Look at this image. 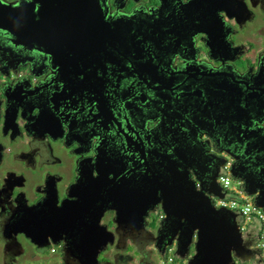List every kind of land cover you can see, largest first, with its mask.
<instances>
[{
  "label": "flooded vegetation",
  "instance_id": "obj_1",
  "mask_svg": "<svg viewBox=\"0 0 264 264\" xmlns=\"http://www.w3.org/2000/svg\"><path fill=\"white\" fill-rule=\"evenodd\" d=\"M2 1L9 4L18 0ZM97 1L100 19L112 26L113 32H116L117 20L132 21L134 17L159 20L158 43L150 37L129 35L128 39L134 35L136 47L131 42L120 41L118 44L127 54L126 57L121 56L124 59L116 60L114 57L103 63L77 65L74 69L70 66L72 69L67 73L72 75L52 74L51 60L36 49L32 51L34 62L32 60L26 66L21 65L23 61L18 58L16 61L21 62L16 68L14 65L4 70L11 60L0 59V238L9 250L19 248L18 238L25 236L9 234L7 221L14 215L23 214L24 207L43 202L48 195L53 201V193L58 201L56 206L60 207L79 177V166L90 168L94 159L113 173L110 177L120 173L118 183L125 181L126 177L124 187L130 178H137L136 187L143 195L145 167L141 165L138 170L139 165L132 164L134 160L126 151L129 150L128 143L135 141V148L148 147V141H155L157 134V148L167 147L173 155L172 145L177 148L192 145L193 137L206 144L208 138L200 139V136L208 129H214L217 133L213 136H221L220 144L217 146L209 141V145L204 146L207 153L224 159L230 168L235 164L230 152L234 153L240 158L236 164L239 174L247 175L258 170L264 175L261 171L264 165L254 166L257 159L264 161V107L256 106L259 100L255 99L252 109H248L244 99V94L260 93L257 90L260 89L257 73L264 71V48H261L258 19L264 12V0H226L225 5V2L216 5L213 26L198 28L192 27V8L189 20H185L186 16L181 11L183 4L191 1L192 5V0ZM223 8L226 11L221 12ZM144 39L148 40L147 43L143 42ZM7 40L8 36L0 31V47L4 42L9 43ZM139 47L142 57L153 58L152 64L160 75L158 83L149 86L151 78L141 74L136 66L139 62L148 63L145 59H136L135 51ZM210 48L215 50L214 58L210 57ZM233 72L236 74L228 77V73ZM84 75L95 78L99 85L70 82V79H75L81 83ZM192 75H197L199 81L193 87ZM220 79L224 82L230 80L231 84L220 83ZM235 82L239 89L233 86ZM39 85V91H32ZM218 87L232 98H236L234 94L240 97L242 109L231 124L226 111V96L221 104L223 117L222 114L214 117L192 109V99L205 102L210 91H217ZM195 90H200L199 96ZM44 95L46 111H43L41 101ZM47 116L49 119L46 121ZM154 118L157 122L153 124ZM193 124L197 129L195 136H192ZM229 125L233 127L231 133ZM254 144L259 147L255 149ZM220 166L219 162L213 161L209 177L220 175ZM30 175L35 180L30 179ZM124 187L119 190L124 191ZM72 200L74 198L70 197L69 201ZM160 212H156L158 216ZM117 217V211H107L100 222L114 241L99 254L98 264L120 261L123 258L121 256L120 259L122 252L118 251L121 245L131 248L134 241L147 245L152 239L148 223L150 216L145 222L141 220L138 230L131 231H118ZM139 219L140 216L136 221ZM120 224L124 225L122 221ZM242 236L244 239L246 234L242 233ZM245 244L254 247L255 240ZM72 255L66 251L63 264H75ZM238 261L236 259L235 263Z\"/></svg>",
  "mask_w": 264,
  "mask_h": 264
},
{
  "label": "water",
  "instance_id": "obj_2",
  "mask_svg": "<svg viewBox=\"0 0 264 264\" xmlns=\"http://www.w3.org/2000/svg\"><path fill=\"white\" fill-rule=\"evenodd\" d=\"M223 2L225 5L227 1L192 0V5L191 1L183 4L181 11L186 16L185 20H189L192 8V27H212L217 15L215 7ZM222 11L226 10L223 8ZM229 18L232 19L230 15ZM137 20L138 17H134L132 21L117 20L116 32H113L112 26L100 19L97 0H18L9 4L0 0V31L8 36L9 41L0 47V59L11 60L3 69L13 68L14 65L16 68L17 63L21 61L23 66L30 64L32 60L34 62L35 57H32L34 49L51 60L52 74L58 76L72 75L73 73H67L72 69L70 66H74V69L77 65L103 63L104 60H113L114 57L116 60L124 59L121 56L126 57L127 54L118 44L120 41L131 42L133 47H136L134 35L150 37L156 44L159 40V20ZM132 34H134L132 38L128 39ZM147 41L144 39L143 42ZM208 50L210 57L214 58L215 50L212 48ZM237 50L236 48L235 51ZM135 53L138 55L136 59H145L148 62L147 64L139 62L136 66L141 74L151 78L149 86L158 83L160 75L152 64L153 58L142 57L140 47ZM18 58L21 61H16ZM32 67L30 66L31 69ZM231 74L236 73H228V77ZM38 76L40 75L36 77ZM84 77L81 83L75 79H70V82L86 86L99 85L95 78L86 75ZM198 82L197 75H192V87ZM225 82L231 84L230 80ZM225 82L220 79V83ZM257 82L260 89H256L260 93L244 94L248 109H252L255 99L259 100L256 106L260 109L264 107L262 88L264 71L257 73ZM233 86L238 88L236 82ZM250 87L252 86H248ZM32 89L37 92L40 85L39 88ZM199 91L195 90L198 96ZM234 95L236 98L224 94L218 87L217 91L215 89L210 91L205 102L192 99V109L196 108L197 112L202 114L221 117L223 113L221 104L226 96L228 98L226 111L228 122L231 124L238 118L239 110L242 109L240 97ZM41 101L43 111H46L45 95L41 97ZM48 119L47 116L46 121ZM154 122H157L156 118L153 119L152 123ZM200 123L203 122L198 124ZM229 127L231 133L233 127L230 125ZM196 131L193 124L192 136H195ZM214 133L217 132L210 128L206 134L200 136V139L206 137L208 138L206 144L209 145V141H212L219 146L221 136H213ZM157 136L155 141H148V147L135 148L136 141L133 144L128 143L129 150L126 151L132 157L131 160H134L132 164L139 165L138 170L141 169V165L145 167L143 195L146 194V197L136 187L137 178H130L127 182L128 188L124 187L126 177L125 181L118 183L117 179L121 174L117 173L110 177L113 173L102 168V162L94 159L95 162L90 168L86 165L79 166V177L71 186L69 197L60 207L56 206L58 201L55 194L53 193V201L48 195L43 202L33 207H24L23 214L12 216L7 221L6 230L15 236L24 235L38 248L62 246L64 255L66 251L73 254L75 264H98L99 254L108 243L112 244L114 241L110 234L106 233L107 228L100 225L107 211H117L119 220L118 223H114L118 231H131L138 230L141 220L145 222L150 213L161 210L164 219L156 234L153 232L151 235V245H154L162 256L165 255L167 247L173 246L176 242V254L180 259L187 260V264H236V259L250 261L253 254L247 250L237 214L226 208H216L214 204V198L223 199L225 193L218 183L220 175L209 177L210 165L217 161L223 168L226 165L225 160L207 153L204 148L206 144L198 142L196 137H193L192 145L180 148L172 145L174 154L170 155L169 151L171 153L172 151L167 147L157 148ZM241 136L246 139L245 135ZM238 139L240 140L239 136ZM254 147L257 149L259 146L254 144ZM230 154L235 160L234 166L230 168L231 176L243 184L246 193L255 198L256 206L264 211V175L258 170L248 173L251 175L239 174L236 164L240 158L234 153ZM262 165L264 161L259 159L254 163L255 167ZM95 166L101 170H96ZM261 171L264 172V166L261 167ZM120 187H124V191L121 192ZM70 197L74 200L69 201ZM139 216L140 219L136 221ZM121 221L124 225L120 224ZM192 246L194 253L191 255Z\"/></svg>",
  "mask_w": 264,
  "mask_h": 264
},
{
  "label": "rangeland",
  "instance_id": "obj_3",
  "mask_svg": "<svg viewBox=\"0 0 264 264\" xmlns=\"http://www.w3.org/2000/svg\"><path fill=\"white\" fill-rule=\"evenodd\" d=\"M254 6H257L255 4ZM264 7V6H262ZM264 11V10H263ZM264 12L260 13L258 19L260 33H261V48H264ZM32 176L30 175V179ZM29 180V178H28ZM35 180V178H32ZM30 185L32 183L30 182ZM232 185H235L233 182ZM109 220V216L106 217V221ZM149 227L152 231L157 232L160 228L161 220L157 213H152L148 218ZM257 228V231L262 229V225H253ZM18 243H20L19 248L12 250L7 249V244L0 238V264H63L64 253L62 246L52 245L50 248H35L30 241L25 237H19ZM152 239L149 243L143 244L139 241H134L131 248H124L121 245V248L118 251H121V256L123 258L120 261H117L115 264H187V260H182L175 257L176 247L170 248L166 256H161L154 246H151ZM55 250V252H52ZM191 252L194 253V246L191 247ZM9 254V255H8ZM192 255V253H191ZM112 257V256H111ZM174 259V263H170L169 259Z\"/></svg>",
  "mask_w": 264,
  "mask_h": 264
},
{
  "label": "built area",
  "instance_id": "obj_4",
  "mask_svg": "<svg viewBox=\"0 0 264 264\" xmlns=\"http://www.w3.org/2000/svg\"><path fill=\"white\" fill-rule=\"evenodd\" d=\"M219 181L224 189L225 197L216 199V207L226 208L237 214L240 230L246 234L244 241L255 240L254 247H247L249 252L255 251L253 259L242 263L264 264V211L256 206L255 198L246 193L243 184L232 178L229 164L222 168ZM233 182L235 185H232ZM159 219L162 221L164 215L160 214ZM253 225H262V229L257 231Z\"/></svg>",
  "mask_w": 264,
  "mask_h": 264
},
{
  "label": "clouds",
  "instance_id": "obj_5",
  "mask_svg": "<svg viewBox=\"0 0 264 264\" xmlns=\"http://www.w3.org/2000/svg\"><path fill=\"white\" fill-rule=\"evenodd\" d=\"M226 165H227V163H226ZM226 165H225V166H226ZM225 166H224V167H225ZM232 178H233V177H232ZM233 179H234V178H233ZM235 180H236V179H235ZM237 181H238V180H237ZM218 183L221 185L219 179H218ZM221 186H222V185H221ZM222 188H223V187H222ZM223 190H224V189H223ZM216 199H217V198H216ZM216 199L214 198V204H216ZM215 206H216V205H215ZM216 208H217V207H216ZM160 214H163V213L160 212ZM160 214H159V215H160ZM163 215H164V214H163ZM240 231H241V230H240ZM241 232H242V231H241ZM152 246H154V245H152ZM174 246L176 247V242L174 243L173 246L167 247L164 256H166V255L168 254L170 248H172V247H174ZM156 250H157V249H156ZM157 251H158V250H157ZM52 252H55V250H52ZM158 253H159V252H158ZM176 253H177V248H176V252H175V257H176V258H179V256H178ZM159 254H160V253H159ZM160 255H161V254H160ZM161 256H162V255H161ZM253 257H254V254H253ZM179 259H180V258H179ZM252 259H253V258H252ZM252 259H251V260H252ZM238 260H239V259H238ZM251 260H250V261H251ZM169 262H170V263H174L175 260L171 258V259H169ZM242 262H244V261L239 260V261H238V264H241ZM247 262H248V261H247ZM242 264H243V263H242Z\"/></svg>",
  "mask_w": 264,
  "mask_h": 264
}]
</instances>
